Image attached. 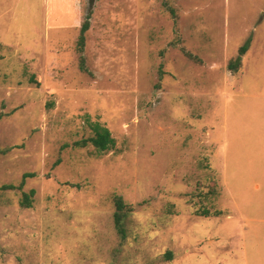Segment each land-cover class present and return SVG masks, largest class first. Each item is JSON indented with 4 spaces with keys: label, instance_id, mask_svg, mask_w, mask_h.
I'll use <instances>...</instances> for the list:
<instances>
[{
    "label": "rangeland",
    "instance_id": "1",
    "mask_svg": "<svg viewBox=\"0 0 264 264\" xmlns=\"http://www.w3.org/2000/svg\"><path fill=\"white\" fill-rule=\"evenodd\" d=\"M263 107L264 0H0V264H264L251 164L221 148L227 113L251 146ZM96 124L111 148L76 146Z\"/></svg>",
    "mask_w": 264,
    "mask_h": 264
},
{
    "label": "crops",
    "instance_id": "2",
    "mask_svg": "<svg viewBox=\"0 0 264 264\" xmlns=\"http://www.w3.org/2000/svg\"><path fill=\"white\" fill-rule=\"evenodd\" d=\"M258 95V93L255 94V96ZM227 98L231 100L229 96H227ZM255 114L256 115L253 116L251 122V146L241 145L242 140L240 135L239 123L236 120V116L234 117V119H232V117L230 118V116H228V113L226 114L225 123L222 126L224 129V144L221 146L222 151L225 152L227 158L230 156V153L232 152L231 146H233V153L235 154L233 155L235 156L236 160L242 159V157H246L249 159V162L251 164V173H248L249 169H247L244 170L243 175H250L252 177L253 186L249 189V197L251 195L253 200H250L249 198H246L245 200L246 204L251 206L257 203L256 199H258L259 202H262L264 200V107L263 110L262 108H258ZM237 115L239 116L240 112H238ZM207 136L208 141H210V130H208ZM246 158L244 159L245 163H247ZM250 164H247V166H250ZM259 192H262L261 198L256 197V194ZM224 201V196L221 193V202L223 203V206L225 205L223 207L225 216H221L220 218L223 221L225 220L228 225H235L236 231L240 229L242 237L245 236L247 231L244 226L250 223V221L253 219L242 212L241 206L238 201L230 202V207L229 204H224ZM252 230L255 235H257L258 230L254 231L253 228Z\"/></svg>",
    "mask_w": 264,
    "mask_h": 264
},
{
    "label": "trees",
    "instance_id": "3",
    "mask_svg": "<svg viewBox=\"0 0 264 264\" xmlns=\"http://www.w3.org/2000/svg\"><path fill=\"white\" fill-rule=\"evenodd\" d=\"M91 27V15H88L86 19L83 21L81 30H80V36L78 39V49L82 53L85 50L86 46V39H87V32ZM250 41H248L244 46L240 48V56L238 59L231 61L229 63V67L233 71H238L239 68L242 66V55L245 54L249 49ZM81 68L83 70H87L86 63H85V57L81 56ZM95 135L89 138H84L82 140L76 141L74 144L76 146H87L89 143L93 144L99 151H108L111 146L114 144V138L112 137L111 131L108 127L102 126L101 124H96L95 126ZM59 161H57L58 163ZM32 173H26L24 175V179L22 183L19 185L20 188L24 185L25 179L28 176H32ZM4 189L7 188H15V185H3ZM36 194V190L32 189L29 193H25L23 200L21 201L23 206L31 207L33 205V198ZM115 203L117 210L115 212V224L118 229V231L122 235H126V230L124 227V219L128 215V211L131 210V208L128 206L127 203H125L122 196H116L115 197ZM205 213H209L208 210L205 211Z\"/></svg>",
    "mask_w": 264,
    "mask_h": 264
},
{
    "label": "water",
    "instance_id": "4",
    "mask_svg": "<svg viewBox=\"0 0 264 264\" xmlns=\"http://www.w3.org/2000/svg\"><path fill=\"white\" fill-rule=\"evenodd\" d=\"M97 0H89V12L92 13L93 9L95 8Z\"/></svg>",
    "mask_w": 264,
    "mask_h": 264
}]
</instances>
